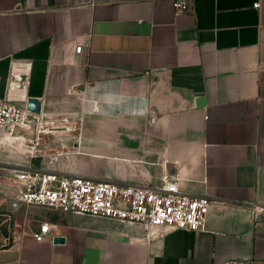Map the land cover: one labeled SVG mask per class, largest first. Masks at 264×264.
Segmentation results:
<instances>
[{
	"label": "crops",
	"instance_id": "obj_1",
	"mask_svg": "<svg viewBox=\"0 0 264 264\" xmlns=\"http://www.w3.org/2000/svg\"><path fill=\"white\" fill-rule=\"evenodd\" d=\"M13 61L32 63L45 130L31 143L0 128V264H264V0H190L184 14L173 0H0V97ZM29 168L124 185L177 176L210 198L208 223L13 210ZM44 223L64 243L36 242Z\"/></svg>",
	"mask_w": 264,
	"mask_h": 264
},
{
	"label": "built area",
	"instance_id": "obj_2",
	"mask_svg": "<svg viewBox=\"0 0 264 264\" xmlns=\"http://www.w3.org/2000/svg\"><path fill=\"white\" fill-rule=\"evenodd\" d=\"M260 5L257 3L254 8ZM173 6L177 14L187 13L190 0H173ZM83 49L80 44L75 52L81 54ZM31 70V62L11 63L9 87L5 96L0 97V128L5 134L15 136V129H30L36 120V139L29 142L37 143L39 134L45 129L38 116L26 107ZM29 154L33 159L37 155L36 151ZM179 181L177 176H166L160 184L124 185L84 176L64 177L55 172L29 168L18 171L13 179L11 205L13 210L38 206L146 228L204 230L210 214V198L185 192ZM53 232V226L44 223L33 237L36 242H52Z\"/></svg>",
	"mask_w": 264,
	"mask_h": 264
},
{
	"label": "water",
	"instance_id": "obj_3",
	"mask_svg": "<svg viewBox=\"0 0 264 264\" xmlns=\"http://www.w3.org/2000/svg\"><path fill=\"white\" fill-rule=\"evenodd\" d=\"M199 106H204L206 103V100L204 98L199 99L198 101ZM27 109L30 113L34 115H40L41 114V101L37 98H29L27 103ZM36 133H37V121L33 120L31 123L30 129H21L17 128L14 131L15 136H24L27 140L32 141L36 139ZM65 239L63 237H55L54 243L60 244L64 243Z\"/></svg>",
	"mask_w": 264,
	"mask_h": 264
},
{
	"label": "bare ground",
	"instance_id": "obj_4",
	"mask_svg": "<svg viewBox=\"0 0 264 264\" xmlns=\"http://www.w3.org/2000/svg\"><path fill=\"white\" fill-rule=\"evenodd\" d=\"M13 137H15V136H13ZM16 137H23L25 139V142H29V140H27L24 136H16ZM22 148H23L24 152H29L31 150L30 147H27L25 144L24 145L22 144Z\"/></svg>",
	"mask_w": 264,
	"mask_h": 264
},
{
	"label": "rangeland",
	"instance_id": "obj_5",
	"mask_svg": "<svg viewBox=\"0 0 264 264\" xmlns=\"http://www.w3.org/2000/svg\"><path fill=\"white\" fill-rule=\"evenodd\" d=\"M28 156H30V154Z\"/></svg>",
	"mask_w": 264,
	"mask_h": 264
}]
</instances>
